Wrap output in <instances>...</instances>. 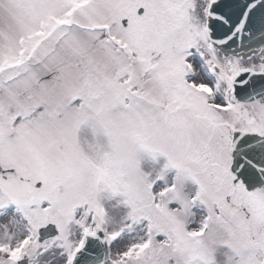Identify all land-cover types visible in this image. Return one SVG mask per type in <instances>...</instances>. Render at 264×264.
<instances>
[{
    "label": "snow or ice",
    "instance_id": "1",
    "mask_svg": "<svg viewBox=\"0 0 264 264\" xmlns=\"http://www.w3.org/2000/svg\"><path fill=\"white\" fill-rule=\"evenodd\" d=\"M0 264H264V0H0Z\"/></svg>",
    "mask_w": 264,
    "mask_h": 264
}]
</instances>
